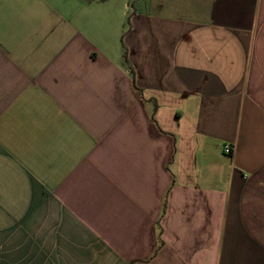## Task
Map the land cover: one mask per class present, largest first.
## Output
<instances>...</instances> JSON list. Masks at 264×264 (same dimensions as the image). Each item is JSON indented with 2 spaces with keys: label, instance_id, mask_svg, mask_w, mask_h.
I'll use <instances>...</instances> for the list:
<instances>
[{
  "label": "crops",
  "instance_id": "0c3cea01",
  "mask_svg": "<svg viewBox=\"0 0 264 264\" xmlns=\"http://www.w3.org/2000/svg\"><path fill=\"white\" fill-rule=\"evenodd\" d=\"M0 264H264V0H0Z\"/></svg>",
  "mask_w": 264,
  "mask_h": 264
},
{
  "label": "built area",
  "instance_id": "2783aa9c",
  "mask_svg": "<svg viewBox=\"0 0 264 264\" xmlns=\"http://www.w3.org/2000/svg\"><path fill=\"white\" fill-rule=\"evenodd\" d=\"M232 149L233 148L229 145H225V147H224V151L228 154L232 153Z\"/></svg>",
  "mask_w": 264,
  "mask_h": 264
},
{
  "label": "rangeland",
  "instance_id": "374dc122",
  "mask_svg": "<svg viewBox=\"0 0 264 264\" xmlns=\"http://www.w3.org/2000/svg\"><path fill=\"white\" fill-rule=\"evenodd\" d=\"M122 23H123V21H122ZM126 24H127V22H126ZM129 25V23L127 24V26Z\"/></svg>",
  "mask_w": 264,
  "mask_h": 264
}]
</instances>
